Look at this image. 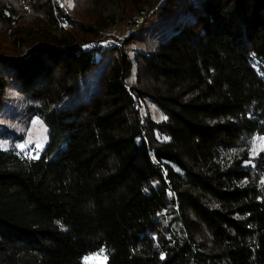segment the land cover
<instances>
[{"label":"trees","instance_id":"trees-1","mask_svg":"<svg viewBox=\"0 0 264 264\" xmlns=\"http://www.w3.org/2000/svg\"><path fill=\"white\" fill-rule=\"evenodd\" d=\"M115 1L0 0V116L48 129L0 126V264H264V0Z\"/></svg>","mask_w":264,"mask_h":264},{"label":"rangeland","instance_id":"rangeland-1","mask_svg":"<svg viewBox=\"0 0 264 264\" xmlns=\"http://www.w3.org/2000/svg\"><path fill=\"white\" fill-rule=\"evenodd\" d=\"M114 13L117 21L121 20L122 8L120 4L115 0H109L108 10ZM177 11H170L168 13H162L157 18V23H153L149 26L144 27L141 30V35L154 46L163 36H159L160 33L165 31L168 27H172L177 22H173L174 18L178 16ZM165 29V30H164ZM126 31V30H125ZM135 69L133 70V72ZM9 96L14 98L15 105L20 104L22 107L24 103H18L20 101V93L13 87L10 86L8 90ZM150 104L151 111L156 118H163V114L155 104ZM17 110L15 107H9L2 116H0V126L8 125L17 133L23 134L22 137H8L7 145L14 144L25 153H29L32 156H39L42 149L48 141V129L47 124L38 115H28L22 112L15 113ZM0 128V132H2ZM5 144L6 141H0ZM251 159L244 161L245 165H252L254 167L255 177L257 180L258 187L264 197V134L256 135L252 141V147L250 149ZM108 252L106 249H100L97 251L89 252L83 257V264H106L108 258Z\"/></svg>","mask_w":264,"mask_h":264}]
</instances>
